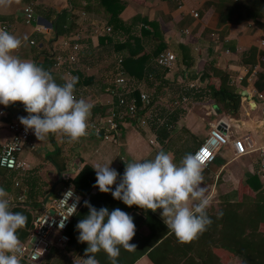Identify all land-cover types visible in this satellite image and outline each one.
<instances>
[{"label": "crops", "instance_id": "0c3cea01", "mask_svg": "<svg viewBox=\"0 0 264 264\" xmlns=\"http://www.w3.org/2000/svg\"><path fill=\"white\" fill-rule=\"evenodd\" d=\"M126 1L127 5L121 13L123 19L131 22L134 17L139 16L154 23L153 26L149 24L153 38L144 40L145 47L152 51L156 48L157 41L162 40L167 45V50H172L177 55L176 66L173 71L166 70L163 79L188 81L187 88L190 84L196 86L193 79H202L201 69L208 60L216 57L217 63L222 67L230 72H237V82L233 75L231 77L242 95L241 114L233 117L219 109L216 111L215 104L208 110H202L194 103L193 106L177 108L180 116L177 119L172 116V120L166 123L165 116L162 117L161 114L168 117L175 108L172 111L165 110L154 102L150 106L153 116L147 125L141 126L135 121L126 122L125 128L115 138L104 139L96 134L94 126L102 122L112 105V95L106 90L112 77L97 74V68L102 66L100 63L96 64V60H107L109 47L102 48L100 38L93 37V26L95 22L107 25L103 17L107 15L105 8L100 7L99 12L83 10L85 0H19L18 3L14 0L11 5L0 7V25H7L8 32L22 41L27 37L15 54L20 59L34 62L49 71L58 84L62 85L68 80L67 64L63 63L58 68L55 63L51 66L47 57L54 54L66 57L68 51L61 44L63 36L82 32L85 52L89 45L97 56L94 60L90 57L91 54L82 53L74 68L85 69L87 73L86 78L75 89L78 99L83 98L93 105L87 120V134L71 143L58 134H50L41 141L35 136L19 156L26 162V169L9 170L0 167V187L9 193L11 211L20 212L27 217L26 226L17 232L20 241L26 242L29 239L34 217L43 211L44 205L50 204L53 197L60 194L64 186L63 179L67 176L74 178L84 165H104L112 161L110 167L122 176L125 162L154 158L161 149L171 154L179 164L183 156H178L180 147L176 144L183 141L182 136L190 134L193 138V149H190L193 153L198 145L195 137L202 140L207 136L211 124L225 122L229 133L231 131L230 142L218 152L215 161L202 173V186L206 188V195L211 200L207 210L212 220L210 226L191 242L181 244L167 230L160 216L161 209L156 212L145 211L114 199L108 208L109 212L119 208L130 214L136 225L135 236L130 243L135 244L137 249L129 252L121 248L118 264H249L248 255H258L263 261L261 264H264V221L260 220L261 206L264 203L263 104L256 100L251 84L248 83L245 87L238 80L243 66L237 64L239 50L252 45L259 46L260 40L264 38V3L260 4L257 0H184V7L179 9L174 0ZM28 4L33 5L35 13V20L31 24L26 23L23 12L24 6ZM192 9L199 12V17L191 15ZM63 12H66L65 24L58 34L56 22ZM75 17L78 18L75 20L76 28L64 33L65 25H73ZM186 29L188 32L184 31ZM31 40L35 43L32 44ZM227 48L230 52H226ZM111 67L115 70L112 64ZM162 70L163 68L155 66V62L152 64L150 72L156 76V82L163 80L160 75ZM195 73H198L197 77ZM89 76L93 77L91 82ZM148 83H152V80H145L142 85ZM192 93L201 96L196 91ZM184 97L187 95L183 96V100ZM1 110L0 145L11 134L9 124L20 122L18 118L27 115L20 102L8 107L0 105ZM202 111L205 116L201 114ZM215 112L219 113L216 115ZM158 116L162 118V122L157 120ZM201 128L208 129L203 132ZM200 132L204 134L200 136ZM240 137L252 140L254 150L244 155H235L233 141ZM151 138L155 139L154 144L150 143ZM60 149L63 156L69 157L68 165L63 171L52 159V155ZM58 159L65 163L62 156H58ZM73 164H77V168ZM96 190L94 188L92 191L95 193ZM101 205H97L98 209ZM245 243L254 244L250 248V244L244 247ZM86 247V242L76 251L74 247L54 246L38 261L30 262L20 258V264H83ZM95 258L99 264H111L103 251L96 253Z\"/></svg>", "mask_w": 264, "mask_h": 264}, {"label": "clouds", "instance_id": "9594fccd", "mask_svg": "<svg viewBox=\"0 0 264 264\" xmlns=\"http://www.w3.org/2000/svg\"><path fill=\"white\" fill-rule=\"evenodd\" d=\"M13 2L0 0V7ZM26 39L22 41L0 28V105L8 107L20 102L27 115L18 119L25 132L31 130L39 141L58 134L70 143L76 142L87 134V120L93 105L76 97L78 77L61 85L49 71L20 59L15 52ZM111 162L92 166L96 173L93 187L102 193H111L114 199L129 207L135 205L152 212L161 209L163 223L179 243L191 242L212 223L207 212L211 200L202 186L204 166L199 153H188L177 164L171 154L161 149L154 158L125 162L122 176L110 167ZM113 185H116L114 190ZM71 197L73 190L69 189L60 199L73 209L67 217L62 216L61 227L77 210V203L68 204ZM84 204L88 214L76 225L78 242L87 243L83 264H99L95 254L100 251L107 254L111 264H118L121 248L129 252L137 249L130 243L136 232L130 214L119 208L111 212L107 207L97 209L89 201ZM26 223L24 214L11 211L9 193L0 187V264H20L24 249L17 232ZM38 257L33 255L31 259Z\"/></svg>", "mask_w": 264, "mask_h": 264}, {"label": "built area", "instance_id": "2783aa9c", "mask_svg": "<svg viewBox=\"0 0 264 264\" xmlns=\"http://www.w3.org/2000/svg\"><path fill=\"white\" fill-rule=\"evenodd\" d=\"M174 1L177 8L182 9L184 7V0ZM23 12L26 16V23L31 24L32 21L35 20L33 5L28 4L24 6ZM190 13L195 18L199 17V12L195 9H192ZM0 28L8 31V26L5 24H1ZM110 31V26L95 22L93 26V37L99 39L102 35ZM184 31L188 32L187 29ZM83 39L84 34L79 31L75 32L73 35H65L61 38V44L67 49L68 53L66 57L65 55L57 54L54 65L58 68L63 63L67 64L68 79L74 77L75 65L80 61L81 52L85 47ZM30 42L32 44L35 43L34 40H31ZM260 46L264 47V38L260 40ZM226 52H230V49L227 48ZM155 63L156 66L161 69L163 68L169 72L173 71L177 63V55L172 50H165L156 57ZM259 71V65L254 66L252 69L248 66H243V69L238 76V80L242 82L246 79L247 82L253 86V93L256 96V100L263 104L264 114V91H259L254 85L255 80L259 75ZM148 76L154 78L152 73ZM128 80L129 76L123 68V58L118 57L111 81L106 86V90L112 95V98L118 96V101L117 103H115L114 100L112 101V105L102 122L94 126L96 134L104 139L115 138V136L125 128L124 124L126 122H134L133 116L137 118V122L140 123L141 126L147 125L150 118L153 116L150 112V106L146 107L143 113H140L135 98H126L127 96L125 95L127 92H124V89H121V87L126 85ZM190 87L193 88L195 85L190 84ZM149 98L150 97L146 92L141 93V99L144 103H147ZM186 99L187 97H184V100ZM0 113H3V111L1 110ZM124 114H128V116L126 117ZM157 120L162 122L160 116L157 117ZM9 130L11 133L9 138L0 145V167L9 170H24L27 168V164L25 161L21 160L19 156L24 150L26 144L32 143L31 139L35 137V135L31 130L25 132L24 126L20 122H12L9 124ZM230 133L225 122L211 124L207 136L204 137L202 143H200L192 153H199L204 166L203 171L215 161L218 152L224 146L229 144ZM150 143L154 144L155 139L151 138ZM233 145L235 148V155H244L254 150L252 140L248 138H236L233 141ZM31 146L34 147V144ZM69 189L73 190V197L69 198L68 204L72 205L73 203H77L75 214L81 208L84 201L83 196L73 186L64 184L60 194L53 197L50 200V204L47 206L44 205L43 211L38 212L34 217L29 239L26 242H21L24 249V255L21 257L22 259L36 262L54 246L61 247L69 242L70 236L67 231L75 214L64 220L63 227H61V221L63 220L62 216L67 217L73 212V209L66 206L64 202L60 200L63 198L64 193ZM76 197H79L78 202L76 201ZM50 210H52V213ZM33 255L39 256L38 259H31Z\"/></svg>", "mask_w": 264, "mask_h": 264}, {"label": "trees", "instance_id": "16d2710c", "mask_svg": "<svg viewBox=\"0 0 264 264\" xmlns=\"http://www.w3.org/2000/svg\"><path fill=\"white\" fill-rule=\"evenodd\" d=\"M86 5L83 6V10H91L90 12L98 11L100 7H104V11L107 15H103L108 26L111 27V31L105 33L100 37L101 47L108 46V54L116 55L118 57L123 58V68L129 76V80L126 85L121 87L124 91L127 92L125 96L127 99L135 98L138 109L140 113L145 111V108L151 106L153 104V100H149L147 103H144L141 99V89L139 87L133 88L134 81L144 82L145 80H152V82L156 81L155 75L153 72H150L152 64H154L156 57L163 51L167 50V45L161 40L157 41L156 48L152 51L148 50L145 47L144 40L151 39L152 31H150L149 24L153 22L148 20L146 17H134L131 22H127L121 16V13L125 9L127 5L126 0H85ZM94 1V2H93ZM260 4L264 3V0H257ZM99 12V11H98ZM66 12H63L59 15L56 25H57V33L60 34L62 32L61 26L65 24ZM78 18L75 17L74 21ZM77 26L76 21L73 25H69L68 27L65 25L66 31L71 32ZM138 26H141L140 28ZM140 31V32H139ZM62 33V34H64ZM216 45V42H213ZM214 47V46H213ZM88 51L85 52L83 48L82 53H87L90 57L94 58V51L89 45L86 48ZM98 51V50H96ZM237 64L240 66H248L251 69L259 65L261 66V70L259 71V75L255 80V87L259 91H264V47L260 45H252L248 48L241 49L237 52ZM116 58V59H117ZM56 61V56L48 55L47 62L52 66ZM156 66V63H155ZM157 67V66H156ZM153 68H155L153 66ZM156 71V70H155ZM154 71V72H155ZM152 73L154 78H150L148 75ZM166 74V70H162L160 75L163 77ZM85 69L78 68L75 70L74 77H78V83L75 85V89L82 83V80L86 78ZM231 72L222 67L217 63L216 57L211 58L205 63L204 70L202 72V79H217L219 80V85L215 86L212 84L210 87L211 96L214 100V104L218 107L220 111H223L233 117H238L241 114V92L238 91V86L232 85L230 83ZM89 82L93 80L92 76H89ZM169 81L167 79H163L157 82L158 85H167ZM245 87L248 85L247 80H243L241 82ZM150 99V98H149ZM114 102L117 103L118 96L113 98ZM101 112V111H100ZM103 114H105L103 112ZM102 115V114H101ZM124 116H128V114H124ZM174 119H177L176 115H172ZM133 120L137 122V118L133 116ZM168 120H166L167 123ZM165 123V124H166ZM198 145L202 143L203 139H198ZM197 145V146H198ZM194 152V151H193ZM183 153V152H182ZM188 153L192 154V151L188 148L186 152L183 154L186 155ZM58 156H62L65 163H62ZM53 161L58 165L61 171L65 170L68 165L69 157L63 156L61 149L52 155ZM96 181V173L92 168V165L86 164L81 170L75 175L74 178L67 176L63 179V183L66 185L73 186L82 196L84 201H89L90 204L94 207L101 203V207H107L111 205L114 200L111 193H102L99 191L98 187H93ZM116 185H113L112 188L114 190ZM96 188V192L94 193L92 190ZM83 204L81 208L75 214L71 225L68 228V234L70 236L69 242L61 246V248L74 247L75 251L78 250L83 243L78 242L77 237L79 232L76 230L77 223L84 218L85 214L89 209ZM99 202V203H98ZM98 203V204H97ZM97 206V209H98ZM262 210L260 215V220L264 221V203L262 204ZM32 223V222H31ZM253 242V241H252ZM257 242V241H256ZM258 243V242H257ZM250 244V248L254 243H245L244 247H248ZM241 249V248H240ZM242 250V249H241ZM264 251V250H263ZM244 253V250L242 251ZM257 255V254H256ZM249 259V264H261L262 260L257 256H247Z\"/></svg>", "mask_w": 264, "mask_h": 264}, {"label": "rangeland", "instance_id": "374dc122", "mask_svg": "<svg viewBox=\"0 0 264 264\" xmlns=\"http://www.w3.org/2000/svg\"><path fill=\"white\" fill-rule=\"evenodd\" d=\"M95 55V54H94ZM93 57V56H92ZM97 59V56H94V60ZM116 55H110L108 54L106 56L107 60H96L98 62H96V64L100 63L102 68H97V74L103 76H109L110 78L112 77V74L114 72V70L111 67V64L113 66V68H115L114 65H116ZM96 66V65H95ZM94 68V67H93ZM103 69V71H101ZM202 72L204 70L201 69ZM200 70V71H201ZM231 74L233 75V78L235 79L237 72H234L232 70ZM195 76H198V73H195ZM233 78H230V83L232 85H237V80L235 79V81H233ZM196 83V86L191 88L189 86V88L186 87V85L188 84V81H184V82H178V81H169V83L167 85H158L157 82H152V83H148V85H142L141 82L139 81H134L133 84V88L139 87L141 89V92H146L150 99L149 100H153V103L156 102V104L158 106H163L165 110H169L172 111L173 108H175L173 110V113H171L172 115H176V117L180 116V112H178L177 108H182V106H193L194 103H196L197 105L200 106V108L203 110V108H205L206 110H208V108H211V106H213L214 104V100L211 96V91H210V87L213 85L218 86L219 85V80L217 79H200L197 80L196 78L193 79ZM197 80V81H196ZM198 92L201 94V96L198 94V96H195L194 93L192 92ZM127 91V90H126ZM124 91V92H126ZM157 92H159V94H157ZM187 95V97L189 98L188 100H183V96ZM199 108V109H200ZM216 111L218 110V107L215 106ZM169 111H165V113H169ZM216 113V112H215ZM219 113V112H217ZM216 113V115H217ZM171 114L168 115V117H166L165 114H161V116H165L166 120H168V122H170L172 119L170 118ZM202 115H206L204 111H202L201 113ZM216 118V117H215ZM203 129V132L206 131L208 128H201V130ZM172 130V129H171ZM179 130V129H178ZM199 130V131H201ZM200 136L203 135L204 133L200 132L199 133ZM183 141L179 144L180 147V154L178 156H185L183 153L186 152V150L189 149H193V144H194V140L191 137L190 134H186L185 136H182ZM173 144V143H171ZM183 152V153H182ZM181 157V159L183 158Z\"/></svg>", "mask_w": 264, "mask_h": 264}, {"label": "water", "instance_id": "95a60500", "mask_svg": "<svg viewBox=\"0 0 264 264\" xmlns=\"http://www.w3.org/2000/svg\"><path fill=\"white\" fill-rule=\"evenodd\" d=\"M248 96H249L250 99H252L250 95H248ZM223 126H224V123H223ZM94 133H95V132H94V130H93L92 134H94ZM73 166H74V168H77V164H73ZM50 212L52 213V210H50Z\"/></svg>", "mask_w": 264, "mask_h": 264}]
</instances>
